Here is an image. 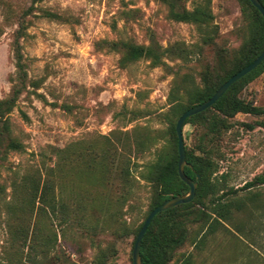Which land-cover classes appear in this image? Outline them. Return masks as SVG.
Wrapping results in <instances>:
<instances>
[{
  "label": "rangeland",
  "instance_id": "374dc122",
  "mask_svg": "<svg viewBox=\"0 0 264 264\" xmlns=\"http://www.w3.org/2000/svg\"><path fill=\"white\" fill-rule=\"evenodd\" d=\"M203 1L179 5L193 10ZM31 5L0 0V100L18 83L14 41L22 20L27 70L8 115L25 150L0 161V264H134L136 234L157 193L148 166L175 152L173 101L187 104L207 71L215 81L226 74L250 37L253 12L241 0H210L213 24L199 26L173 19L164 0H43L25 14ZM153 39L163 48L185 46L186 58L170 50L161 66L146 58L125 64L113 45ZM241 96L264 106V73ZM260 121L264 115L239 113L220 134L188 123L186 149L214 166V181L227 174L223 186L241 188L264 171ZM33 176L48 188L28 204ZM253 193L214 232L208 218L189 222L174 262L264 264V185Z\"/></svg>",
  "mask_w": 264,
  "mask_h": 264
},
{
  "label": "trees",
  "instance_id": "16d2710c",
  "mask_svg": "<svg viewBox=\"0 0 264 264\" xmlns=\"http://www.w3.org/2000/svg\"><path fill=\"white\" fill-rule=\"evenodd\" d=\"M43 0H32V5L26 10L25 14H31L35 9V4ZM170 6V14L177 21L194 23L199 26L211 25L215 19V14L211 8L210 0H204L193 10L180 7L181 0H164ZM244 8L252 10L250 20V37L237 50L233 57V64L224 76L218 75L215 81L211 72L207 71L203 76V86H194L189 92L188 103L173 101L174 120L170 124V131L174 139L175 152L160 153L158 159L149 164L148 174L145 176L149 181L157 186V193L151 205L150 212L157 206L163 204L169 198L179 195H186L190 187L179 175V146L178 135L176 132L177 121L180 116L189 108L203 103L211 98L215 92L234 74L252 63L264 50V16L251 0H241ZM264 5V0H260ZM53 16L55 14H48ZM26 25L24 20L19 24L17 35L14 41L16 67L18 72V83L14 85L10 95L0 100V161H5L11 151L25 150L24 144L12 136V126L8 115L17 104L20 95L26 87L27 70L24 61V53L20 39L25 36ZM214 36L209 35L205 38L207 44L214 42ZM124 52L123 63L138 61L142 58L151 60L154 66L165 64L164 59L170 50L178 51L177 57L186 58V47L177 44L173 49L163 48L156 40H152L149 45H140L127 42L113 43ZM264 73V61L251 73L237 81L231 88L210 108L187 118L185 125L193 123L198 126H205L211 132L220 134L223 129H228L229 119L234 118L239 113L252 114L255 116L264 115V106H259L252 101H247L241 96V92L248 84ZM184 125V126H185ZM248 129H255L256 124L245 123ZM264 128V121L258 122ZM187 164L186 174L196 180L200 175L197 194L192 202L179 204L178 206L162 211L156 215L149 226L141 245L142 264H176L174 257L179 249L188 239V223H196L208 218V230L214 232L216 227L223 222H232L234 219V209L237 212L244 210L245 197L255 195L253 190L258 186L264 185V171L255 176L253 181L247 182L241 188H227L223 186L226 182L227 174H222L214 181L211 177L214 171L213 165L204 157L190 152L186 149ZM29 187L28 204L42 199L48 188L47 181L43 187L41 177L33 176ZM240 192H244L240 196ZM232 197H241L234 200ZM201 205L203 208L198 209ZM196 209V210H195ZM147 215V217H148ZM146 217V219H147ZM186 218V220H185ZM145 222V221H144ZM144 222L138 228L136 238ZM232 224V223H231ZM236 232L243 235L241 227L233 222ZM136 242V239H135ZM259 253V252H258ZM181 264H192L190 258L183 260Z\"/></svg>",
  "mask_w": 264,
  "mask_h": 264
},
{
  "label": "water",
  "instance_id": "95a60500",
  "mask_svg": "<svg viewBox=\"0 0 264 264\" xmlns=\"http://www.w3.org/2000/svg\"><path fill=\"white\" fill-rule=\"evenodd\" d=\"M251 2L254 4L256 8L259 9V11L264 16V5L261 3L260 0H251ZM264 61V50L263 52L248 66L244 67L242 70L234 74L229 80H227L216 92L215 94L209 98L208 100L204 101L203 103L197 104L188 110H186L178 119L177 125H176V132L178 135V146H179V164H178V170L179 175L183 181H185L189 187L190 190L186 195H179L174 196L172 198H169L166 200L163 204L157 206L154 210L150 212L147 219L145 220L140 232L137 235L136 242L134 245L133 250V262L134 264H142L141 261V245L142 241L144 239V236L151 225L152 221L156 217L157 214H159L162 211H166L169 209H172L179 204L189 203L192 202L197 194V187L200 179V175L197 176V179L194 180L190 178L185 171V166L187 164L186 159V145H185V139H184V125L187 120L192 115L198 114L208 108H210L212 105H214L230 88L235 84L237 81L242 79L247 74L251 73L253 70H255L262 62Z\"/></svg>",
  "mask_w": 264,
  "mask_h": 264
}]
</instances>
